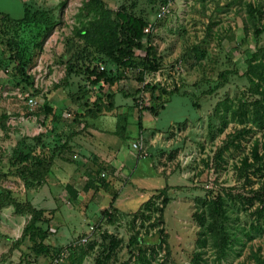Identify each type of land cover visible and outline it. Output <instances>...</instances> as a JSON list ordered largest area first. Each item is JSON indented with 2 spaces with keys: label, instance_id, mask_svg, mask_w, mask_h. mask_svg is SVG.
Returning a JSON list of instances; mask_svg holds the SVG:
<instances>
[{
  "label": "rangeland",
  "instance_id": "374dc122",
  "mask_svg": "<svg viewBox=\"0 0 264 264\" xmlns=\"http://www.w3.org/2000/svg\"><path fill=\"white\" fill-rule=\"evenodd\" d=\"M87 1L0 0V15L19 19L28 6L47 10L53 22L47 31L13 27L16 35L0 23L6 39L0 42V175H6L0 194L9 191L44 212L45 243L53 251L30 253L22 238L30 214L4 199L0 264H194L198 249L201 264H255V254L264 260V209L255 194L264 184V163L256 162L264 127L251 105L261 95L250 91L255 84L264 90L257 75L260 64L264 70V0H177L161 18L158 0H102L151 25L150 42L145 36L142 42L151 48L155 71L141 64L144 48L135 51L133 68L100 65L85 52L76 30L95 17ZM20 37L30 58L28 78L11 70L6 45ZM93 66L109 70L114 83L99 89L102 82L87 81L85 69ZM148 85L156 89L151 93ZM107 92L113 108L87 115L96 100L108 104ZM30 98L37 106L27 105ZM243 99L249 112L239 118L233 110ZM45 100L59 117L46 126L38 111ZM118 124L125 127L120 134ZM244 127L252 131L229 143ZM31 153L57 156L43 180L18 175L19 157ZM98 177L106 188L84 190ZM66 185L78 192L75 200ZM164 196L169 201L160 211ZM217 197L231 234L221 260L210 243H197L201 225L194 216Z\"/></svg>",
  "mask_w": 264,
  "mask_h": 264
},
{
  "label": "trees",
  "instance_id": "16d2710c",
  "mask_svg": "<svg viewBox=\"0 0 264 264\" xmlns=\"http://www.w3.org/2000/svg\"><path fill=\"white\" fill-rule=\"evenodd\" d=\"M162 3L164 0H158ZM84 7L88 11H93L95 13V17L92 21L83 29L76 30V34L78 37L85 39V52L89 55L91 54L92 58L95 55L98 57V63L101 64H113L118 68H133L138 63L134 60V54L136 50L145 49L146 56L141 60V64L144 66V69L149 71H155L157 66L154 65V61H150L148 56L151 55L150 46L144 47L142 39L144 36L146 37V41L149 43L151 40L150 34H145L143 32V28L147 25V22L143 20L137 19L132 14L126 12L123 8L121 11H113L105 6L102 0H88L85 2ZM91 9V10H89ZM0 23L3 25H7V27L16 35V30L13 27L21 28L25 30L26 28L32 29H45L46 31L51 28L53 25L51 14L47 10L43 9H33L31 7H24V15L22 18L13 19L8 15H0ZM2 30H0V42H6L5 36H3ZM261 31L256 28L254 30V35L258 36ZM25 41L22 40V37L17 40L13 38L12 41H8L6 43L7 47H9L10 51V59L13 62L11 66V70L15 74H19L20 76H25L28 78L25 70L30 61V58L26 56V45ZM90 48V49H88ZM258 69V77L264 81V70L261 67ZM73 66H70V68ZM254 68V67H253ZM104 69V67H103ZM253 71H256L254 68ZM86 80L89 81L92 85H96L100 82L101 86H98L99 89H102V85H112L114 83V76L110 75L109 70H99L98 67L93 66L92 69L88 67L85 69ZM221 77H225L223 74ZM255 84V83H254ZM151 93L156 89L154 85L147 86ZM259 84H255L252 88L250 87V91L252 93L260 94V98L251 101V105L253 106L254 117L257 121V125L259 127H264V90H258ZM164 91V90H163ZM106 96L108 99H111L108 104L102 103L100 100H96L94 104V108H89L86 111V114L90 117H95L102 110L112 109V97L113 94L107 92ZM241 105L233 110V114L237 115L239 118L245 116L249 112L248 102L243 99L241 101ZM229 106H227V109ZM145 110L154 111L152 107L145 108ZM38 111L42 113L45 117L43 122L44 126L53 123L57 119L53 106L49 105L46 100L42 105L39 106ZM122 121L127 123L126 117L121 118ZM0 127L2 125L0 124ZM124 125H117L116 133L120 134L121 130H124ZM252 131L251 128H241L232 136H230L229 143H233L234 139L242 137L245 133ZM263 153L261 156H258L256 153V162L262 166L264 163V142L262 144ZM55 154L49 156V158H45L39 153H31L20 156L19 159L23 166H21L18 170V175L23 178H28L33 181L43 180L46 175L50 171V166L52 165ZM98 172V170H97ZM6 177L5 174L0 175V178ZM99 185L106 188L107 182H105L104 178L98 177L97 179H88L85 183L84 190H89L90 188H97ZM67 190L70 192L71 198L76 199L78 192L72 188L70 185H66ZM257 200L260 202L262 208L264 209V184H262L255 192ZM8 200L11 204L14 205L17 213L28 212L30 214V218L23 228L22 238L27 239L30 243V253L35 256L40 255H53V251L51 247L45 243V239L50 235V230L48 227H45L44 224L47 223V220H44V212L41 209L35 208L30 202L19 203L15 198L10 196V192L6 190H2L0 194V200ZM169 198L164 196L162 199V206L160 207V211L164 208V205L167 204ZM107 213V212H105ZM195 219L201 225L198 231L197 243L200 247L207 246V243H210V247L213 248V252L215 257L218 260L224 259L227 255V251L231 246V234L228 229L227 221L229 220L226 210L223 208V201L220 197H217L211 201L210 204L207 205L206 211H195ZM160 242H165V235L163 234V230H159ZM137 241L140 238H136ZM202 253L204 251L198 249L195 251L193 256L194 264H201ZM255 264H264V260L260 258L258 254L254 256ZM145 264H150L147 260ZM158 264H167L166 260L158 263Z\"/></svg>",
  "mask_w": 264,
  "mask_h": 264
},
{
  "label": "built area",
  "instance_id": "2783aa9c",
  "mask_svg": "<svg viewBox=\"0 0 264 264\" xmlns=\"http://www.w3.org/2000/svg\"><path fill=\"white\" fill-rule=\"evenodd\" d=\"M177 0H164L160 5H159V9H158V13H157V17L161 18L164 17L168 14L171 13L175 3ZM151 30V25L148 24L147 26H145L143 28V32L144 33H149ZM101 69H103V67L101 66ZM27 105H29L30 107H35L37 106V102L30 98L29 100H27Z\"/></svg>",
  "mask_w": 264,
  "mask_h": 264
}]
</instances>
